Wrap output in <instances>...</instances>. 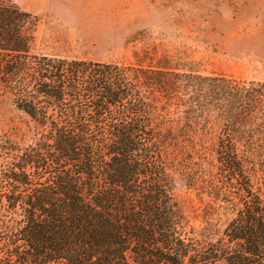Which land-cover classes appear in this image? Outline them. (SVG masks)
Instances as JSON below:
<instances>
[{
	"label": "trees",
	"instance_id": "1",
	"mask_svg": "<svg viewBox=\"0 0 264 264\" xmlns=\"http://www.w3.org/2000/svg\"><path fill=\"white\" fill-rule=\"evenodd\" d=\"M36 22L0 4V89L42 126L26 148L0 143V264H264V82L155 48L129 63L35 54ZM211 124L203 189L232 215L200 237L171 169L206 152Z\"/></svg>",
	"mask_w": 264,
	"mask_h": 264
},
{
	"label": "rangeland",
	"instance_id": "2",
	"mask_svg": "<svg viewBox=\"0 0 264 264\" xmlns=\"http://www.w3.org/2000/svg\"><path fill=\"white\" fill-rule=\"evenodd\" d=\"M0 4H13L36 17L30 29L35 54L129 63L136 51L155 48L192 61L205 74L264 82V0H0ZM210 128L203 142L206 152L189 148L181 153L188 157L171 169L178 183L177 200L200 237L219 231L232 215L214 212L212 208L222 203L203 189L206 178L216 171L212 149L219 128L213 124ZM41 133L42 126L0 89V143L26 148ZM252 171L264 181V167ZM207 223L217 225L211 229Z\"/></svg>",
	"mask_w": 264,
	"mask_h": 264
}]
</instances>
